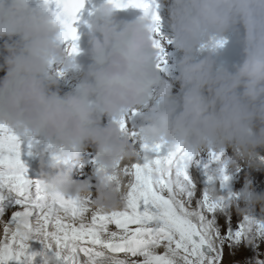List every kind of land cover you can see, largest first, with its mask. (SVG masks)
I'll use <instances>...</instances> for the list:
<instances>
[{"label": "clouds", "instance_id": "9594fccd", "mask_svg": "<svg viewBox=\"0 0 264 264\" xmlns=\"http://www.w3.org/2000/svg\"><path fill=\"white\" fill-rule=\"evenodd\" d=\"M165 3L172 35L160 39L182 53L179 74L171 79L157 67L155 25L143 14L118 22L112 3L96 8L87 25L90 63L84 68L76 60L81 49L73 54L62 42L67 17H57L44 0L38 6L0 0V124L47 143L48 192L92 195L93 208L101 211L120 206L126 189L116 165L135 158L134 139L187 152L214 149L233 168L264 171V0ZM228 33L242 48V59L230 67L218 62ZM69 72L77 74V83L62 91ZM176 83L179 94L173 91ZM142 108L146 123L134 138L128 134L132 128L121 130L120 123ZM90 146L96 151L94 192L88 179L73 178L68 167L85 161ZM40 156L43 164L44 153ZM241 204L236 207L241 214L264 213V191L249 181ZM41 261L56 264L54 256Z\"/></svg>", "mask_w": 264, "mask_h": 264}, {"label": "snow or ice", "instance_id": "6c2138e0", "mask_svg": "<svg viewBox=\"0 0 264 264\" xmlns=\"http://www.w3.org/2000/svg\"><path fill=\"white\" fill-rule=\"evenodd\" d=\"M107 2L117 9L138 8L152 20L157 67L165 71L158 0ZM44 3L57 17H67L62 42L78 54L76 24L87 0ZM120 128L127 130L128 122ZM128 134L137 137L134 129ZM34 140L0 124V189L14 193L13 206L0 208V264H35L38 255L54 256L56 264H223L225 247L235 250L264 241V213L234 212L242 194H224L232 174L221 152L173 150L165 142L148 145L134 139L135 158L116 165L124 178L123 202L101 211L93 208L92 195L50 193L44 179L28 176L22 157L31 155ZM86 164L96 170V156H86L79 167ZM32 242L40 243L42 251H32Z\"/></svg>", "mask_w": 264, "mask_h": 264}, {"label": "bare ground", "instance_id": "6f19581e", "mask_svg": "<svg viewBox=\"0 0 264 264\" xmlns=\"http://www.w3.org/2000/svg\"><path fill=\"white\" fill-rule=\"evenodd\" d=\"M3 44H4V39H2V42L0 44V55H3ZM168 65L171 66V73H166V77H171L174 74H179L178 68H177V63L172 61V60H167ZM1 63V62H0ZM0 75H4V72L0 71ZM77 74L73 72L67 73L61 80V90L62 91H67L72 87V82H75V76ZM78 79V78H77ZM76 79V82H77ZM104 123H107V118H105ZM47 148L40 147L37 148L39 153L46 152ZM49 151L46 153L48 155L49 159ZM87 153V151H86ZM264 154V153H263ZM92 157L96 155L95 154H90ZM28 155H24L22 159H27ZM41 159L38 158H30L25 162V165L28 169V174H32L35 171H41L45 168L44 165H41L40 167L36 166L37 163H39ZM68 167L71 168V174L73 178H82V179H88L91 183V190L94 192L95 187L97 184V179L95 176V169L93 168L92 165L86 164L83 169L79 167V165L74 164V163H69ZM229 170L232 174V180L224 190V194H227L228 192H239L243 193L245 186L248 184V182H251V185L257 190V191H264V176H257L259 175L258 171H251L246 167H241L239 168V171H237V168H233L231 166V163L229 162ZM83 172V175L81 174ZM237 181L240 183V185L237 184ZM11 193L8 189H0V208L9 209L13 206L14 201H11L8 199L7 194ZM239 206H242L241 200L238 202ZM235 207L233 208V211L235 212ZM255 213L259 214L260 211L258 209L252 210ZM223 223V221H221ZM114 227V226H113ZM36 246L32 247L31 250L35 252H40L43 249V246L38 242ZM257 246H244L241 245L237 249L232 250L229 249L228 247H225L224 249V259H223V264H256V260H264V241H257L256 242ZM35 264H41V257L38 255L36 257Z\"/></svg>", "mask_w": 264, "mask_h": 264}, {"label": "rangeland", "instance_id": "374dc122", "mask_svg": "<svg viewBox=\"0 0 264 264\" xmlns=\"http://www.w3.org/2000/svg\"><path fill=\"white\" fill-rule=\"evenodd\" d=\"M1 42H2V39L0 40V44H1ZM0 62L1 63L3 62V55H0ZM61 85H62V83H61ZM237 184L240 185V183L238 181H237Z\"/></svg>", "mask_w": 264, "mask_h": 264}]
</instances>
